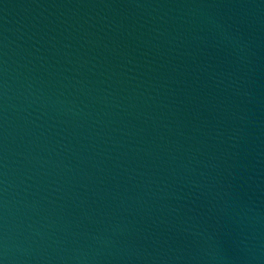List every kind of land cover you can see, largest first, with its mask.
I'll return each mask as SVG.
<instances>
[{
    "label": "water",
    "instance_id": "95a60500",
    "mask_svg": "<svg viewBox=\"0 0 264 264\" xmlns=\"http://www.w3.org/2000/svg\"><path fill=\"white\" fill-rule=\"evenodd\" d=\"M0 264H264V0H0Z\"/></svg>",
    "mask_w": 264,
    "mask_h": 264
}]
</instances>
